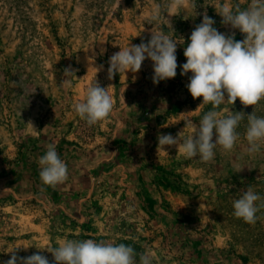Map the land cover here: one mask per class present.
Returning <instances> with one entry per match:
<instances>
[{"label": "rangeland", "instance_id": "1", "mask_svg": "<svg viewBox=\"0 0 264 264\" xmlns=\"http://www.w3.org/2000/svg\"><path fill=\"white\" fill-rule=\"evenodd\" d=\"M167 3L0 0V264L19 246L28 248L18 256L39 253L52 264V254L36 247L63 238L131 244L153 253L154 264H264V208L254 225L233 215L234 200L248 187L264 204V146L247 152V117L234 149L217 146L207 163L157 139L180 133L183 140L187 124H198L211 108L189 93L191 73L180 75L191 32L206 13L219 32L243 40L216 10L219 3L247 7L249 0H196V8L189 0L172 12ZM157 4L165 17L150 21ZM152 30L177 41L176 77L154 84L146 59L139 72L109 79L110 57L146 43ZM69 66L75 76L64 75ZM95 78L108 87L114 109L89 126L72 106ZM219 110L264 117V100L254 109L237 100ZM49 144L68 168V179L54 188L39 177L38 158Z\"/></svg>", "mask_w": 264, "mask_h": 264}, {"label": "clouds", "instance_id": "2", "mask_svg": "<svg viewBox=\"0 0 264 264\" xmlns=\"http://www.w3.org/2000/svg\"><path fill=\"white\" fill-rule=\"evenodd\" d=\"M189 4V0H168L166 8L176 11ZM196 8V0H190ZM216 12L222 17L221 23L239 30L243 40L235 39V32L225 34L215 27V21L206 13L203 20L191 32L189 42L184 48L186 62L180 65V75L191 73L187 89L193 99L201 98L204 105L211 108L205 112L199 123L189 122L190 134L183 140L180 133L158 135V146H175L185 158H199L210 162L215 157L217 146L231 152L240 139L237 128L247 117L245 138L247 152L255 154L264 146V117L253 111L245 115L243 111L226 110L222 114L220 106L234 105L237 100L244 107L258 105L264 100V0H249L247 7L219 3ZM165 12L161 5H155L149 13L150 21H158ZM171 26V24H170ZM177 41L163 31L151 32L150 39L138 45L129 44L114 53L109 59L108 78L116 73L139 72L146 59L153 62V83L173 79L177 75ZM99 72L103 66L93 67ZM77 70L65 68L64 75L75 76ZM74 112L89 126L107 120L114 109V100L108 91L95 83L89 85L83 99L73 104ZM28 124L34 133H39L31 120ZM39 177L42 184L55 187L68 179V168L60 158L56 146L49 144L44 155L38 158ZM262 197L251 187L243 190L233 202V215L247 224L257 222V212L264 204L257 205ZM31 247V246H29ZM28 247L11 248L10 259L4 264H50L49 259L39 253L20 257L17 250ZM52 254V264H154V254L150 251L138 253L135 247L125 243H111L93 239L74 240L63 238L57 245L36 247ZM138 257V260H137Z\"/></svg>", "mask_w": 264, "mask_h": 264}]
</instances>
